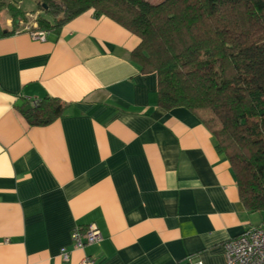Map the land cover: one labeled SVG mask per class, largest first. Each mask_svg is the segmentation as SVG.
<instances>
[{"label":"crops","instance_id":"crops-1","mask_svg":"<svg viewBox=\"0 0 264 264\" xmlns=\"http://www.w3.org/2000/svg\"><path fill=\"white\" fill-rule=\"evenodd\" d=\"M23 24L5 36L0 20V264H224V244L264 224L201 122L158 106L137 36L92 11L44 42ZM46 97L63 115L31 126L17 102ZM90 226L102 240L75 248Z\"/></svg>","mask_w":264,"mask_h":264},{"label":"trees","instance_id":"trees-1","mask_svg":"<svg viewBox=\"0 0 264 264\" xmlns=\"http://www.w3.org/2000/svg\"><path fill=\"white\" fill-rule=\"evenodd\" d=\"M40 1L38 31L58 34L92 11L137 36L130 60L142 76H156L158 106L184 108L201 122L230 164L244 209L264 214V0ZM5 9L12 22L7 36L27 20L26 12ZM65 108L46 97L19 110L31 126L44 127Z\"/></svg>","mask_w":264,"mask_h":264},{"label":"built area","instance_id":"built-area-1","mask_svg":"<svg viewBox=\"0 0 264 264\" xmlns=\"http://www.w3.org/2000/svg\"><path fill=\"white\" fill-rule=\"evenodd\" d=\"M28 31V30H27ZM32 39L44 42L47 32H31ZM32 108L40 104L39 100L28 101ZM71 240L77 249L98 244L102 240L100 232L90 226L86 230L76 228L71 233ZM224 264H264V224L246 230L238 237L224 244ZM60 255L64 261L68 259L67 252L62 249ZM196 264H201L196 262Z\"/></svg>","mask_w":264,"mask_h":264},{"label":"rangeland","instance_id":"rangeland-1","mask_svg":"<svg viewBox=\"0 0 264 264\" xmlns=\"http://www.w3.org/2000/svg\"><path fill=\"white\" fill-rule=\"evenodd\" d=\"M148 1L151 2L152 4H158L162 0H148ZM0 3L4 5V8L0 12V20L9 17L8 16L9 14L5 9V7L10 5L26 12L27 23L21 26L23 27V30H28L31 32L38 31L35 20L38 15H42V12L40 11V6L42 3L40 0H0ZM252 217H253L252 224L254 225L260 224L262 221H264L263 213L262 214L255 213Z\"/></svg>","mask_w":264,"mask_h":264},{"label":"water","instance_id":"water-1","mask_svg":"<svg viewBox=\"0 0 264 264\" xmlns=\"http://www.w3.org/2000/svg\"><path fill=\"white\" fill-rule=\"evenodd\" d=\"M17 106L19 108H22L24 112H27V111H30L31 110L30 105H25V103H23L22 101H18L17 102Z\"/></svg>","mask_w":264,"mask_h":264}]
</instances>
